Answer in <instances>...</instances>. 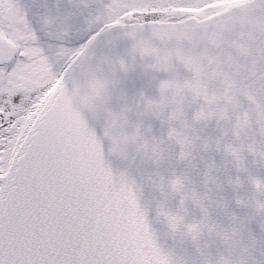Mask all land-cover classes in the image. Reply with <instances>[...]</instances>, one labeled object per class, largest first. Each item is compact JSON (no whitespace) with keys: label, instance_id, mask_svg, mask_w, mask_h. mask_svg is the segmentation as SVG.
Listing matches in <instances>:
<instances>
[{"label":"water","instance_id":"1","mask_svg":"<svg viewBox=\"0 0 264 264\" xmlns=\"http://www.w3.org/2000/svg\"><path fill=\"white\" fill-rule=\"evenodd\" d=\"M45 109L131 264H264V0L108 27Z\"/></svg>","mask_w":264,"mask_h":264},{"label":"snow or ice","instance_id":"2","mask_svg":"<svg viewBox=\"0 0 264 264\" xmlns=\"http://www.w3.org/2000/svg\"><path fill=\"white\" fill-rule=\"evenodd\" d=\"M6 3L11 12L4 11ZM18 8L13 0H0V41L11 39ZM96 35L27 102L20 91L0 84V264H131L70 133L42 103L67 80Z\"/></svg>","mask_w":264,"mask_h":264},{"label":"flooded vegetation","instance_id":"3","mask_svg":"<svg viewBox=\"0 0 264 264\" xmlns=\"http://www.w3.org/2000/svg\"><path fill=\"white\" fill-rule=\"evenodd\" d=\"M13 2L19 6V15H12L11 39L0 41V57L4 59L9 53L11 55L9 61L0 63V84L7 87L8 83H2L4 78L15 77V73L26 70V79L20 77L19 85L14 87L23 94L25 102L55 79V74L64 70L71 53L85 45L91 36L111 25L135 22H123L119 20L122 14L110 12L117 7L116 0ZM3 8L11 12L7 3ZM23 13H27V22ZM18 49H23V55H16ZM13 64H16L15 68Z\"/></svg>","mask_w":264,"mask_h":264},{"label":"rangeland","instance_id":"4","mask_svg":"<svg viewBox=\"0 0 264 264\" xmlns=\"http://www.w3.org/2000/svg\"><path fill=\"white\" fill-rule=\"evenodd\" d=\"M242 1L245 0H116L117 7L110 9V12L122 14L119 20L123 22L178 21L190 16L198 19L208 17ZM26 72L22 70L15 73V77L9 75L2 83H8V86L14 88L21 79H26Z\"/></svg>","mask_w":264,"mask_h":264}]
</instances>
